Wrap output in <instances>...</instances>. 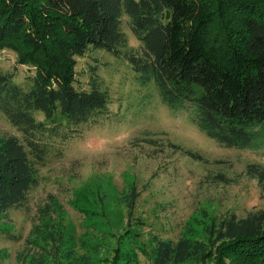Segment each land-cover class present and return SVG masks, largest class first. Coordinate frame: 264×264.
Wrapping results in <instances>:
<instances>
[{"label":"trees","instance_id":"1","mask_svg":"<svg viewBox=\"0 0 264 264\" xmlns=\"http://www.w3.org/2000/svg\"><path fill=\"white\" fill-rule=\"evenodd\" d=\"M123 16L139 49L128 48ZM0 49L32 69L28 87L0 70V112L20 133L0 136V217L22 204L36 181L33 165L53 151V139L105 113L110 97L96 72L88 89L77 79V57L95 49L127 60L166 106L191 110L219 144L264 146V0H0ZM248 172L264 180V166L249 164ZM137 196L128 194L130 209ZM58 236H49L56 252ZM150 242L151 264H264V208L212 221L202 239L152 234ZM49 254L37 249L20 264H49ZM84 257L78 261L89 264ZM120 257L136 263L135 255Z\"/></svg>","mask_w":264,"mask_h":264},{"label":"rangeland","instance_id":"2","mask_svg":"<svg viewBox=\"0 0 264 264\" xmlns=\"http://www.w3.org/2000/svg\"><path fill=\"white\" fill-rule=\"evenodd\" d=\"M129 22L123 16L121 29L136 50ZM0 70L29 86L32 69L14 51L0 49ZM76 70L84 89L96 72L110 102L105 113L53 139V151L33 165L36 181L24 201L0 217V264H20L43 247L49 264H81L84 256L89 264H124L120 254L151 264L152 234L202 239L212 221L264 208V180L248 172L249 164L264 166V146L237 149L207 137L191 110L166 106L153 82L141 83L127 60L105 49L77 57ZM11 134L20 136L0 112V136ZM59 234L56 252L49 236Z\"/></svg>","mask_w":264,"mask_h":264},{"label":"snow or ice","instance_id":"3","mask_svg":"<svg viewBox=\"0 0 264 264\" xmlns=\"http://www.w3.org/2000/svg\"><path fill=\"white\" fill-rule=\"evenodd\" d=\"M89 147V146H88ZM194 219H195V217H194Z\"/></svg>","mask_w":264,"mask_h":264}]
</instances>
